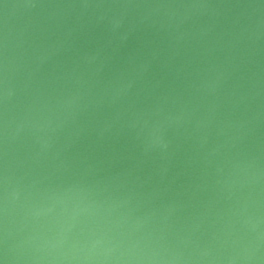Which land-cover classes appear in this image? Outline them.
Masks as SVG:
<instances>
[{"label":"water","instance_id":"1","mask_svg":"<svg viewBox=\"0 0 264 264\" xmlns=\"http://www.w3.org/2000/svg\"><path fill=\"white\" fill-rule=\"evenodd\" d=\"M0 264H264V0H0Z\"/></svg>","mask_w":264,"mask_h":264}]
</instances>
